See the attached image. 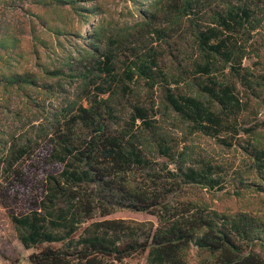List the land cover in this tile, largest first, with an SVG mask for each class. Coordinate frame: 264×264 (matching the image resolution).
<instances>
[{"label": "trees", "instance_id": "1", "mask_svg": "<svg viewBox=\"0 0 264 264\" xmlns=\"http://www.w3.org/2000/svg\"><path fill=\"white\" fill-rule=\"evenodd\" d=\"M29 1L14 15L20 30L0 16V88L36 83L18 67L45 54L46 72L77 78L84 92L81 103L70 101L60 117L38 126L42 143L12 134L2 160L0 200L20 241L26 248L45 244L31 255L33 264H264L254 247L264 241V222L188 197L193 188L222 189V167L197 160L162 121L172 116L190 134L244 148L252 163L247 174L237 170L236 195L253 187L246 176L264 177L257 120L264 69L245 62L253 57L254 65L264 67V0H132L131 19L111 22L104 50V27L93 22L106 12L98 0ZM62 17L91 26L85 36L92 42H73L66 50ZM147 34L153 35L148 44L129 47L118 71L115 52ZM53 36L64 51L58 62L48 50ZM135 83L148 92L144 100L135 96L122 118L118 106ZM92 84L98 91L93 95ZM121 210L157 221L116 217Z\"/></svg>", "mask_w": 264, "mask_h": 264}, {"label": "rangeland", "instance_id": "2", "mask_svg": "<svg viewBox=\"0 0 264 264\" xmlns=\"http://www.w3.org/2000/svg\"><path fill=\"white\" fill-rule=\"evenodd\" d=\"M21 0H9V5L6 6L3 1H0V16L6 17V20L13 24L15 30L19 29L17 18L14 16L21 10H25V7H29V0L24 1L22 5ZM101 6L104 7L105 13L103 19L101 15L94 17L93 22H97L104 27L103 43L100 45V49L107 48L108 35L112 33L111 22L115 25L117 23L122 24L124 21L131 19V13L134 10L132 0H98ZM144 4H147V0H142ZM62 34L60 38L67 44H79L86 42L87 44L92 42V38L85 36L91 33L88 28L89 25L81 26L78 17L69 18L62 17L59 21ZM19 33L18 31L16 32ZM153 35L147 34L142 39L135 36L131 38L130 42H127L124 47H119L116 53V66L118 71L122 70L121 61L125 56H130L129 47L138 46L141 47L144 44H148L150 38ZM49 37V35H48ZM54 45H50L49 52L53 56V61L56 62L58 57L64 55L62 47L57 42L58 38L52 37ZM74 42V43H73ZM127 46V47H126ZM145 47V45H144ZM72 48V47H71ZM70 49L69 46L66 50ZM49 53V54H50ZM256 58H249L245 62L246 64H252L253 68L258 72H262L264 67L254 65L253 61ZM48 61V57L43 54L41 60L35 57L26 58L18 67L20 73L30 72L37 78L36 83L24 85L22 88L18 86L14 88L5 89L0 88V184L4 182L5 163L2 161L5 159L8 148L10 146V137L15 134L18 138H22L26 142L28 138L32 140L37 139L38 143L43 141L38 134V126L51 122L55 115L60 117V112L70 101H79L80 96L84 94L80 81L77 78H68V80L53 78L51 73L46 72L44 68ZM58 62V61H57ZM49 64V63H48ZM52 70L53 67L50 66ZM107 78V77H105ZM59 80V84L56 83ZM101 81V80H100ZM99 81V82H100ZM133 94L129 96L127 100H124V105H119L120 115L122 118H126L129 112L132 110V104L136 103V99L141 98L144 100L147 94L146 87L143 83H135L133 85ZM91 95L96 94L98 91L96 85L92 84L89 87ZM158 94H155L156 97ZM107 95H100V97H106ZM140 99V100H141ZM150 100V99H149ZM159 101L158 98H156ZM152 100L149 102L151 103ZM84 104L87 103L85 99ZM257 120L261 122L260 133L261 139L264 143V106L260 108ZM163 124L167 130L177 138L180 142V146H188L191 150V154L200 160V158H207L213 163L220 164L222 170L220 174L224 179L222 182V189L215 188L213 190L203 189L201 187L191 189L188 197H201L203 198L211 208H222L230 211L242 210L257 216L264 222V177L257 175L245 177L247 182H253V187L246 191L243 189V193L236 195L234 190L236 187H240L237 179V170L240 167L244 168L245 174H247V167L252 163L244 148L235 143L234 146L227 148L215 138L199 135L196 133H188L179 125L180 123L174 117L164 115ZM224 136V135H223ZM245 134L240 135V143H245ZM37 147V146H36ZM193 157V158H194ZM173 167V165H171ZM118 218L128 219L132 222L137 221H149L154 222L157 219L151 215L140 212H133L130 210H121L115 215ZM45 244L39 247L26 248L19 239L18 231L9 216L6 208L3 206L0 200V264H33L31 255L39 253ZM61 246V244H57ZM42 247V248H41ZM256 253L260 255L264 261V241H257L254 245ZM189 259L192 263H195L197 256L194 251L190 253Z\"/></svg>", "mask_w": 264, "mask_h": 264}]
</instances>
